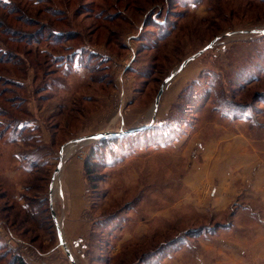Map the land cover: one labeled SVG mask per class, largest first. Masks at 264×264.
<instances>
[{"label": "rangeland", "instance_id": "374dc122", "mask_svg": "<svg viewBox=\"0 0 264 264\" xmlns=\"http://www.w3.org/2000/svg\"><path fill=\"white\" fill-rule=\"evenodd\" d=\"M164 1L0 7V264H264V0Z\"/></svg>", "mask_w": 264, "mask_h": 264}, {"label": "crops", "instance_id": "0c3cea01", "mask_svg": "<svg viewBox=\"0 0 264 264\" xmlns=\"http://www.w3.org/2000/svg\"><path fill=\"white\" fill-rule=\"evenodd\" d=\"M72 53H73V51L70 53V55H68V56H73L72 55ZM67 56V57H68ZM80 59V58H79ZM60 65H62V63H60ZM77 68V74H78V69H80V70H82V73H80L81 74V76L83 75V77H87V71H88V69L86 68V67H76ZM79 74V75H80ZM89 74V73H88ZM44 98V97H43ZM53 99L54 97L52 96V97H49L48 98V100H46V101H49L50 99ZM72 103H74V98L71 100V102H69L68 103V105H67V107H65V110L67 111V110H69L70 108H71V105H72ZM57 108L56 109H58V111H60V109L62 108V106H63V104H61V103H58L57 105H55ZM61 106V107H60ZM52 110V109H51ZM54 111V108H53V110H52V112ZM120 114V113H119ZM152 116H153V114H152ZM152 116H151V118H152ZM121 117V123H122V126H120V128L121 129H124V128H126L127 127V129H129V130H131V129H137V128H140L143 124H145V123H140V124H135V125H130V126H127V125H125V123L123 122V118H122V116H120ZM151 118H150V121H151ZM42 125V124H41ZM43 128L45 127V123H44V126H42ZM38 128V126L37 127H35V129H37ZM226 149H224L223 150V153H222V155H221V157H224V156H227L226 158H228V157H230V155H233V154H236V147H234L233 146V144H230V143H227L226 144ZM72 150V149H71ZM70 150V151H71ZM69 151V152H70ZM68 152V153H69ZM240 155V154H239ZM247 156H248V154H247ZM255 156H256V154L254 153V151H251V153H250V164H251V167H252V165H253V168H254V164H255ZM61 169L63 170V164H62V166H61ZM67 169V167L65 168L64 167V171H66L64 174H63V178H62V183H64V185H63V187H64V189H65V187L68 189V191H69V193L68 194H70L71 196H73V197H70L71 198V200H72V203L74 204V200H76V197L78 196V194H79V191H81V185H78L79 184V180H78V178H79V176H78V173L75 171V169L74 168H71L70 170H66ZM264 174V164L262 163V162H260L259 161V164H255V172H253L252 173V175L253 176H255L256 177V175H259V176H262ZM62 187V188H63ZM67 191V192H68ZM76 196V197H75ZM80 235V233L79 234H77V235H74L71 239H73L74 241L75 240H77V236H79ZM68 237V236H67ZM69 238V237H68ZM66 242V241H65ZM70 250V249H69ZM263 250H264V243H263ZM71 252V251H70ZM39 254H41V253H39ZM72 254V253H71ZM48 255V254H47ZM73 255V254H72ZM74 257V256H73ZM261 257H262V260L264 259V253H262V255H261ZM75 259V258H74ZM41 262L42 261H44V260H40ZM56 264H64V263H62V261L61 260H57V263Z\"/></svg>", "mask_w": 264, "mask_h": 264}, {"label": "water", "instance_id": "95a60500", "mask_svg": "<svg viewBox=\"0 0 264 264\" xmlns=\"http://www.w3.org/2000/svg\"><path fill=\"white\" fill-rule=\"evenodd\" d=\"M255 31L258 32V33H264V29H260V30L256 29ZM216 40H217V38L212 40L211 43L208 44L207 48L210 47ZM204 50L205 49H201L200 51H198L195 54H193V55L189 56L188 58H186L184 61L181 62V64L178 66V68L176 70H174L172 73H170L165 78V80L161 84V86H160V88L158 90V93H157V95L155 97L154 106H153L154 109L158 106L160 97L162 95V92H163V89H164V86H165L167 80L172 78L176 74V72L181 71L189 61L193 60L197 55L201 54ZM154 119H155V116L153 114V116L151 118V121L147 125H144L143 127L137 128L136 130H124V129H121V130H117V131H105V132L97 133V134H95V135H93L91 137L92 138H106V137H110V136H117L120 133H130V132H133V131H139V130H142V129H145V128L149 127V125H151L154 122ZM84 138H82V139H84ZM62 150H63V147L60 149V155L58 157V162H57V164L55 166V172H59L61 170V166L63 164V156L61 155L62 154L61 153ZM51 188H52V183L50 185V189ZM51 202H52L51 201V197L49 196V205L50 206H51ZM51 215H52L53 222L56 224L55 216L52 213V211H51ZM59 235H60V233H59ZM62 246H63L65 254H66L68 260L70 261V263L71 264H77L75 259H74V257H73V255L71 254L69 248L67 247L66 242L64 240L62 242Z\"/></svg>", "mask_w": 264, "mask_h": 264}, {"label": "trees", "instance_id": "16d2710c", "mask_svg": "<svg viewBox=\"0 0 264 264\" xmlns=\"http://www.w3.org/2000/svg\"><path fill=\"white\" fill-rule=\"evenodd\" d=\"M165 1H168V2H166L165 3ZM163 3H165V4H171L172 2H175V5H179V2H181V1H184V0H165ZM11 3V0H9L8 2H4V1H2V0H0V7L2 6L3 8H6V6H8L9 4ZM181 5V4H180ZM181 7H183V6H181ZM156 8H158V7H156ZM156 8H153V9H156ZM152 9V10H153ZM167 9V8H166ZM165 9V10H166ZM164 10V11H165ZM54 11H58V10H54ZM155 12V11H154ZM166 12L168 13V9L166 10ZM173 13H175V14H177V12H175V11H172ZM159 13V12H158ZM154 16H156V14H153L152 16H151V18H153ZM157 19H154V20H152V21H150V23H149V25H153V24H155V25H161L162 24V22H164V21H156ZM148 22V21H147ZM45 32L46 30L45 29H41V33L42 32ZM58 36L59 37H61L62 36V32H58ZM85 42H88V41H86L85 40ZM114 48H117L116 46H114ZM122 48V47H121ZM43 54H45V53H43ZM85 54H87V57H86V55H84V52L82 53V55H81V58H80V60H82L83 61V65H84V67H86L88 70L90 69V68H94L96 65H92L90 62H91V59H90V57H91V55H92V53H85ZM136 54H139V53H136ZM55 62H56V59H55ZM51 63V62H50ZM44 64H45V61H44ZM88 66V67H87ZM65 69L66 70H68L67 69V67L65 66ZM52 70H54V69H52ZM92 71V70H91ZM90 71V72H91ZM54 72V71H53ZM90 72H89V74H90ZM52 78H55V79H58L59 77H56L55 76V74L53 73V76H51ZM90 78H92V74L90 75ZM47 80V78H45V79H43V82H45ZM11 81V80H10ZM14 84H16V82H14V81H12ZM13 83H11V84H13ZM21 85V84H20ZM45 88V87H44ZM43 89V88H42ZM49 89V91H51V89L52 88H48ZM47 90V89H46ZM48 91V92H49ZM51 96V95H50ZM38 98H40V99H42L43 98V96L42 95H39V97ZM0 115H4V116H6L7 115V113L6 112H3V113H0ZM5 127H7V129H8V131H10V127H8V126H5ZM5 129V128H4ZM6 129V130H7ZM19 131V132H21V133H24V129L23 128H21V129H18L17 127H16V131ZM5 132V131H4ZM130 133H132V132H130ZM129 133V134H130ZM133 135H136L135 133H132ZM17 135H20V133H17ZM110 137H113V139H116L117 137H118V135L117 136H110ZM110 137H108V138H110ZM103 140H107V137L106 138H102ZM23 140H25V139H23ZM109 140V139H108ZM116 140H118V139H116ZM16 141V139L13 137V139H9V142H15ZM103 142V141H102ZM52 143V142H51ZM32 163H34V161H32ZM31 163V164H32ZM90 163H89V161L87 160V161H85V168L87 167L88 168V165H89ZM88 172V171H87ZM27 188H31V186H29V187H27ZM25 190V189H24ZM28 190V189H27ZM6 196V191H2L1 192V197L3 198V197H5ZM20 209L21 210H23V209H25V208H23V207H20ZM52 217V216H51ZM16 259V260H15ZM24 261L22 260V259H20L19 257H17V256H14L13 258H12V261H11V263L12 264H24L23 263Z\"/></svg>", "mask_w": 264, "mask_h": 264}, {"label": "built area", "instance_id": "2783aa9c", "mask_svg": "<svg viewBox=\"0 0 264 264\" xmlns=\"http://www.w3.org/2000/svg\"><path fill=\"white\" fill-rule=\"evenodd\" d=\"M131 58H132V56H131ZM131 58H130V59H131ZM127 65H128V63L125 65V67H127ZM119 113H120V112H119ZM13 241H19V240L16 239V238L14 237ZM24 249H25V247H24Z\"/></svg>", "mask_w": 264, "mask_h": 264}, {"label": "flooded vegetation", "instance_id": "af4514ba", "mask_svg": "<svg viewBox=\"0 0 264 264\" xmlns=\"http://www.w3.org/2000/svg\"><path fill=\"white\" fill-rule=\"evenodd\" d=\"M123 45H125V43Z\"/></svg>", "mask_w": 264, "mask_h": 264}, {"label": "bare ground", "instance_id": "6f19581e", "mask_svg": "<svg viewBox=\"0 0 264 264\" xmlns=\"http://www.w3.org/2000/svg\"><path fill=\"white\" fill-rule=\"evenodd\" d=\"M80 147V146H79Z\"/></svg>", "mask_w": 264, "mask_h": 264}]
</instances>
